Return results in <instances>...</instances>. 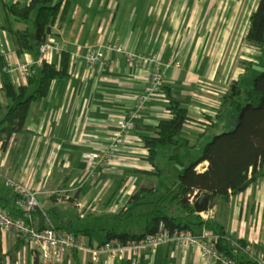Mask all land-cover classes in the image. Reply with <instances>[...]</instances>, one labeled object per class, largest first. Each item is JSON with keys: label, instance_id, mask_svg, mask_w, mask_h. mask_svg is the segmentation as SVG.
Segmentation results:
<instances>
[{"label": "crops", "instance_id": "obj_1", "mask_svg": "<svg viewBox=\"0 0 264 264\" xmlns=\"http://www.w3.org/2000/svg\"><path fill=\"white\" fill-rule=\"evenodd\" d=\"M29 1L0 0V4L16 2L25 6ZM250 1L72 2L55 20L47 41L60 43L65 48L62 51L68 53V77L52 81L46 97L32 103L23 132L12 134L5 147L0 140V206L13 216L21 215L18 195L12 187V183H18L36 193L39 208L26 218L36 229L51 225L70 231L84 236L91 247L99 245L111 229L143 233V218L140 223L134 220L145 214L140 208L153 201L144 199L139 207L127 211L131 207L130 197L141 187L155 190L150 196L157 197L156 209L164 210L175 190L172 183L166 186L162 182L166 173L148 162L141 139V135H155L158 122L171 118L162 90L138 108V98L154 63L157 62L164 76L162 85L185 106L188 121L212 117L215 125L207 129L203 140L211 136L213 128L220 127L224 114L228 113V124H234L236 108L223 112L217 119L221 98L232 82L240 80L245 89L249 73L260 65L263 56L256 49L253 54L258 58L241 60L244 62L236 68L233 57L221 61L217 49L234 48L238 37L233 35L246 34L249 16L258 0H252L251 5ZM239 6L243 11L238 10ZM4 15L0 8V61L35 65L30 53L16 56L10 36L1 27ZM11 23L14 28H21ZM104 45H115L119 50L106 51L104 64L89 65L84 61L89 51ZM60 53L53 52L51 56L50 63L55 68L59 67ZM249 62L252 64L246 69ZM11 79L15 87L26 81L19 73ZM7 105L0 78V120ZM122 119H131L133 123L132 131L125 136V145L107 162H96L92 170L88 169L83 154L104 148ZM189 127L192 129L183 130V135L194 144L201 132ZM201 142L202 139L197 146ZM206 165L203 162L197 169L203 170ZM90 170L92 173L88 175ZM209 210L213 215L208 219L224 228L227 239L245 244L244 247L234 244L237 259L249 261L245 247L264 250V174L226 203L219 202ZM193 228L195 233L204 229ZM0 264H41V261L26 243L6 230L0 232ZM49 264H213V261L195 246L174 249L172 244L165 243L138 253L128 251L112 263L105 261V257L91 263L87 249H76L69 251L63 261Z\"/></svg>", "mask_w": 264, "mask_h": 264}, {"label": "trees", "instance_id": "obj_2", "mask_svg": "<svg viewBox=\"0 0 264 264\" xmlns=\"http://www.w3.org/2000/svg\"><path fill=\"white\" fill-rule=\"evenodd\" d=\"M76 1L78 0H30L25 6H20L16 2H2L0 8L5 15L1 27L10 36L16 56L21 57L24 53H30L37 61L40 57L39 48L51 36L55 20ZM9 19L19 24L21 28H14ZM244 41L264 56V0L257 1L255 9L249 16V27ZM251 64L247 63L246 69ZM5 65L0 61V78L8 99L5 115L0 120L2 147H5L12 134L23 132L32 103L46 97L52 81L68 77V53L61 51L58 68L45 61L39 66L33 64L34 74L17 87L14 86L10 74L2 70ZM160 90L168 100L171 118L158 122L155 135H141V139L148 152V162L154 169H158L159 149L170 147L172 153L168 161L180 168L172 184L175 190L169 195L164 210L156 209L143 215L145 222L143 233L129 234L124 230L111 229L107 231L101 243L110 239L124 243L129 239L143 237L144 234L154 233L160 223L169 232L187 229L195 233L193 226H202L215 237L212 241L217 251L241 264H247V261L237 259L234 252V244L239 247H244L245 244L241 240L227 239L224 228L215 221L203 220L195 213L190 198L194 199L206 192L210 195L211 208L219 202L226 203L231 196L244 191L257 177L264 174V67L245 89L238 80L232 82L227 93L222 96L220 108L215 114L217 119L223 112L231 111L234 108L233 104L242 99L243 104L238 111L233 129L211 134L208 139L203 140L207 129L215 125L211 121L212 117L204 116L206 127L194 144H190L183 135V126L188 120V115L182 101L171 94L166 86L162 85ZM201 139L205 142L202 143L200 152L184 165L179 153L186 149L193 150ZM203 162L207 165L203 170H198L197 167ZM154 192L156 191L141 187L130 197L131 207L127 211L136 208L135 206L139 207L145 197L153 195Z\"/></svg>", "mask_w": 264, "mask_h": 264}, {"label": "built area", "instance_id": "obj_3", "mask_svg": "<svg viewBox=\"0 0 264 264\" xmlns=\"http://www.w3.org/2000/svg\"><path fill=\"white\" fill-rule=\"evenodd\" d=\"M64 49L60 43L50 44L46 42L40 46V57L35 61V64L39 66L42 61L50 63L53 52L59 53ZM111 50L118 51L119 48L115 45L100 46L95 50L89 51L83 59L89 65L95 62L104 64L106 61L105 53ZM2 70L7 71L10 76L19 73L24 79H27L35 72L32 65L26 61H21L16 64H6ZM163 79L164 76L159 70L157 62H155L143 93L138 98V103H140L138 108H141L142 104L152 94L160 90ZM203 118L204 120H200V122L187 120L184 123L183 130L187 128L192 129L189 126H194L196 130L201 132L206 127L205 117ZM117 125V129L109 137L108 143L104 148L100 151L85 152L83 154L88 169L92 170L96 162H107L109 157L119 152L125 145V136L132 131L133 123L131 119H122ZM91 170L88 171V175H91ZM12 187L18 195L17 207L21 215L13 216L0 206V232L6 230L12 231L38 255L41 264L63 261L69 251L76 249H87L91 263H97L103 257H105V261L112 263L116 259L123 258L128 251L138 253L144 248L154 249L158 245L165 243L172 244L174 249L182 246H195L203 256H209L213 264H241L234 258L217 251L212 241L215 237L205 229L200 233H193L187 229L169 232L160 223L154 233L144 234L143 237L137 239L126 240L124 243L117 239H110L95 247L88 246L84 236H78V234L60 230L51 225L36 229L26 220L32 212L39 208L36 193L29 187L18 183H12ZM194 199L191 197L190 202L192 203ZM198 215L203 220H207L213 213L208 209L205 213ZM81 216H83L82 213ZM245 250L250 257L247 264H264V250L252 251L248 247H245Z\"/></svg>", "mask_w": 264, "mask_h": 264}, {"label": "rangeland", "instance_id": "obj_4", "mask_svg": "<svg viewBox=\"0 0 264 264\" xmlns=\"http://www.w3.org/2000/svg\"><path fill=\"white\" fill-rule=\"evenodd\" d=\"M237 1V0H235ZM252 0L250 1V5H251ZM245 5V4H242ZM248 6V5H247ZM238 10H242L241 6L238 7ZM243 11V10H242ZM245 34H235V36L233 35V37H238L237 41L234 42L236 45L234 46V48H228V49H217V51L219 52V59L222 60H226L227 58L233 57V62H234V67L238 68V63L242 62H246V59H252L256 56L255 53L256 49L252 46H248L244 44L243 39ZM257 57V56H256ZM242 58V59H240ZM258 58V57H257ZM244 60V61H241ZM260 65H255L253 67V69L251 70V72L249 73V77H248V81L250 83V81L256 76L258 75L261 70L264 67V56L262 57L261 61H260ZM220 63V61H219ZM243 102L242 99H240V101L235 102L234 108H236L237 112L235 113V119L237 120V114L239 109L241 108ZM228 113L224 114L222 116V120H221V125L217 130H214V128L209 132V134H218L221 132H225V131H230L233 129V124L229 125L228 122H230V119L228 118ZM205 141H202L201 144L199 146H197L196 148H194L193 150H183L179 153L180 158L182 160V162L184 163V165H187L199 152L201 149V145L202 143H204ZM172 153V151L170 150V147H164V148H160L158 151V155H157V165L158 167L163 170L166 174L165 176L162 178V182L167 186L169 184H173L175 182V178L177 176V174L179 173V166L176 164H173L172 162L168 161V157L169 155ZM146 201H153V202H149L147 204H145L143 207L140 208L141 211L143 212H149L152 211L153 209H156L158 206L157 205V197H152V196H148L145 198ZM155 206V207H154ZM160 209V208H159ZM143 216H136L134 222L135 223H140V221L142 220Z\"/></svg>", "mask_w": 264, "mask_h": 264}, {"label": "water", "instance_id": "obj_5", "mask_svg": "<svg viewBox=\"0 0 264 264\" xmlns=\"http://www.w3.org/2000/svg\"><path fill=\"white\" fill-rule=\"evenodd\" d=\"M210 195L206 192L198 195L193 201V209L196 214L205 213L209 209Z\"/></svg>", "mask_w": 264, "mask_h": 264}]
</instances>
